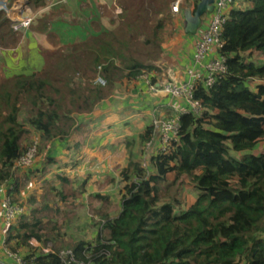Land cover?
Returning <instances> with one entry per match:
<instances>
[{"label":"trees","instance_id":"trees-1","mask_svg":"<svg viewBox=\"0 0 264 264\" xmlns=\"http://www.w3.org/2000/svg\"><path fill=\"white\" fill-rule=\"evenodd\" d=\"M29 1L44 7V0ZM173 1L122 4L116 28L83 40L73 35L67 53H49L37 70L23 62L13 71L0 86V185L17 190L14 167L26 150L19 116L26 106L28 125L45 142L64 140L78 129V116L92 114L117 87L157 71L150 63L163 55ZM198 2L192 0V10ZM232 5L221 32L226 73L211 87L196 82L192 100L200 114L178 116L176 141L147 161L151 173L132 160L121 170L116 215L99 210L93 240L66 244L77 264H264V0ZM10 24L0 11V42L13 40L11 28L8 39L2 33ZM155 136L151 125L140 141ZM183 187L194 190L191 202ZM15 221L7 250L26 247V264H61L57 248L38 254L28 244L55 242V226L49 238L39 219Z\"/></svg>","mask_w":264,"mask_h":264},{"label":"rangeland","instance_id":"rangeland-1","mask_svg":"<svg viewBox=\"0 0 264 264\" xmlns=\"http://www.w3.org/2000/svg\"><path fill=\"white\" fill-rule=\"evenodd\" d=\"M14 1L3 0L1 2L0 0V11L5 13L6 18H9L13 7L18 6L17 8H22L23 10L26 9L25 7H30V11L24 14L26 18L23 17L24 19H30L32 21L29 26L31 33L26 40H28V43L32 41L37 45V48L35 47L36 51L31 52L28 44H23L26 40L20 38V34L15 32H13L14 37L12 41L6 40V42H0V55L2 54V49H8L10 51L5 54L3 53L5 57L0 59V86L4 82L11 80L8 77V72L12 66L8 65L5 62L6 60H10L14 65L11 72L20 70L19 65L23 62H26L25 67L28 69L37 70L41 67L42 61L44 63L49 53L57 51L67 53L73 43L71 38L73 35L77 34L79 37L75 40H83L86 36L96 35L97 31L100 33L116 28L118 25V15L122 12V4H133L135 0H108V2L101 0V4L93 3L92 1L93 7L91 9L82 7L83 0H70L66 5L63 4L62 6L55 5V3H57L56 1L63 2V0H44L41 2L44 4V7H41L40 2L36 5L34 4L32 7L29 0L28 3H23V5H18L17 3L13 5ZM75 2L76 4H74ZM47 6H50V9L45 11L44 8ZM10 18L12 19L13 17ZM209 18V14L203 16V25L198 31L199 34L208 25ZM40 21L46 24V29H39L38 23ZM11 24L4 31L2 28V33H6L4 34V39H8L10 34H12L10 33V28L12 29ZM169 27V23L166 24L164 39L172 36V34L169 36ZM1 43L6 45L2 46ZM9 54L12 55L13 59L7 57ZM161 61L162 56L159 60L150 64L156 68L157 65L161 64L162 68L166 69L167 64ZM159 75H156L154 70L149 72L145 71L143 74V76H148L149 83H152L153 80H158ZM140 81L144 82L145 80L141 77ZM163 84H166V82ZM133 91L132 88L125 89L118 87L111 95L112 99L116 101L112 105V108L102 107L98 110L100 115L98 121H104L101 125L103 129L109 128L107 125L109 124V126H114L115 128H119V130H127L129 124H122L123 121L115 116L117 109L126 108L125 111L121 112H124V114L127 113L126 116L129 117L136 118L142 114L144 116V111L148 108H145L144 103H139V105H124L125 103L133 102L131 101L134 95ZM137 108L140 109L138 110ZM31 115L30 106H26L19 116V121L23 123L25 131L21 136V144L26 147V150L35 142L37 146L35 147L32 159L33 163L30 167H20L17 163L14 167V174L17 179V190L15 189L16 191H14V187H11L9 190L13 193L10 195L12 202H14L13 204L21 206L25 210L22 217L19 216L20 218L18 217L14 224L16 225L21 218L28 221L39 219L42 231L44 233H50L47 235L50 236L49 238L55 234L54 231H51L52 227H56L55 232L58 237H56L55 242L48 239V242L45 241L44 245L39 246V243L35 240L30 241L29 247L34 249L39 246V248H36L38 254L51 252L54 248H57L59 251L69 250L66 248V244L74 243L78 240L91 242L98 229V226H94V222L99 220V216L102 213L114 216L119 209L118 198H120L119 194L121 193L122 186L120 183V172L126 167L129 161V159L125 161L123 157V155L128 156V152L123 147L127 142L122 140L123 134L118 136H116V133H114L115 136L111 134L112 142L117 143V145H114V143L112 146L109 145L110 149L106 153L104 152L99 158L92 159L91 155L86 154L91 145L97 144L95 142L96 138H102L101 134H98L96 137L93 135L88 137V143L85 144L86 151L84 153L79 151L72 152L75 149L73 137L67 140H50L49 142H45L40 134L34 132L28 125L27 121L31 118ZM169 118L171 116L163 119ZM156 119L158 117L153 119L152 122ZM114 120L117 122L116 125L111 124ZM108 121L110 122L107 123ZM136 121L140 123L144 122L143 118L140 120L136 119ZM128 122H132V119ZM94 124L92 120L88 118L84 119L83 123H81L82 133L89 135V131L94 129ZM98 127H100V124ZM140 127L141 125L138 124L131 126L126 135L135 133ZM113 130L111 127L109 132H113ZM82 133L79 136L80 142L85 141ZM128 137L126 136L124 139ZM103 141L106 142V139ZM103 141L98 145L102 144ZM132 141L125 148H128L130 152V160L135 162L136 159L132 156V154L134 155L133 151L135 149H141V146L139 145L138 137L135 136ZM110 142L111 140L108 144ZM262 146H264V143L260 147ZM98 148H104V145ZM254 153H258V150H254ZM65 156L66 163L62 160ZM64 164L67 165L65 166ZM144 168L147 172L149 171L147 165H144ZM187 181L188 179H186ZM96 194L106 195L109 199L97 198ZM182 194L183 196L188 195V202H191L190 200H193L195 196L194 190L190 187H183ZM19 255L21 254L19 253Z\"/></svg>","mask_w":264,"mask_h":264},{"label":"crops","instance_id":"crops-1","mask_svg":"<svg viewBox=\"0 0 264 264\" xmlns=\"http://www.w3.org/2000/svg\"><path fill=\"white\" fill-rule=\"evenodd\" d=\"M69 1L70 0H63V2L56 1L57 3H55V5L56 4L59 5V6H62L63 4L66 5ZM92 1H93V3L94 2L95 3H99V4L102 3L101 0H83L82 7L91 9V7H93ZM106 1L108 2V0H106ZM1 2H3V0H1ZM16 3L18 5L19 4L23 5V3H28V0H17V1L15 0L13 2V5H16ZM74 4H76V2ZM191 4H192V0H188V2H184L181 5V7H180L181 10H180L179 14H171V25H170L169 28L172 30L173 33H172V36L168 37L166 39V41H164V43H163V55H162V61L165 64H167V68L163 69L161 64L157 65V68L155 67L157 69L156 75L160 74L159 76L161 77V79L158 76L159 78H158V80H155V83L152 81V83L154 85H156L157 87H159V89L156 92L150 91L149 90V84L147 82H145V81L144 82L140 81V79H138L134 83H129L126 86L125 85L119 86V87H123L125 89L126 88H132V91L134 90L133 91L134 95L132 96V100H131L133 102L125 103V104L123 103V104L124 105H128V104H134V105L138 104L139 105V103H144L145 104V108L148 107L144 111V116L142 114V115H138L136 118L129 117V116H126L127 113L124 114V112H121V111H125L126 108L117 109V111L115 113V116H117L119 118V120L123 121L122 124H126V125L129 124V127L127 128V130L126 131H123V129L119 130V128H115L114 126H109V124H107L109 128L103 129V127H101V125L104 123V121H102V120L98 121V119H100V115H99V111L98 110H100V108H102V107L112 108V105L114 103H116V101L114 99H112V97L110 96L108 99H106L104 102H102L92 114L78 116V118L76 119L77 120V125L79 126L78 129L73 131L72 134L69 137L66 138V140L67 139H71L72 137L74 139L75 149L72 150V152L79 151L81 153H84V151H86V145L85 144L88 143V141H87L88 137L90 135H93V136L96 137L98 134H101L102 138H96L95 142H97V144L95 143L94 145H91L89 147L88 153L86 154V155H91L92 159L99 158L101 155L104 154V152L106 153L108 151V149H110L109 145L110 146L113 145L114 142H112L111 134H113V136H115L114 133L117 134L116 136L123 134L122 140L124 142L125 141L127 142V143H125V145H123L124 150L126 152H128V156H124L123 155L125 161H128V159L130 161V159H131L130 158V152H129L128 148H125V147L127 146L128 143H132L133 142L132 140H134L135 136L138 137V142H139V145L141 146V149H139V150L135 149L133 151L134 155L132 154V156H133L134 159H136L135 162H138V161L140 162L142 167H144V165H147V161H150V159L152 157H154L159 152V150H160V140H159V138L157 136H155L152 141H149V142L145 143L144 145H142V143L140 141V135L144 132L146 127L151 126V124H152L151 122H152L153 119H155L157 117H158V119L159 118L163 119V118L168 117L169 115L173 116V115H176V114H177L176 116H178V115H180V114H182L184 112H187L189 110V104L184 99H182V98L179 99L178 98V99H173L172 100L160 88H161V86L164 85L163 84L164 82H166V83H168V82L180 83V82L187 81L188 80L187 71L190 68L193 67V59H194V53H195L194 52L195 44H196L197 40L199 39L200 34L197 33L195 36H190V35L184 34V31H183V14H182V7L186 6L187 8L192 9V6H190ZM233 6L234 7H238V6L242 7L243 6V0H234V3L232 5V7ZM17 7L16 6L13 7V9L10 12V17H13V18L12 19L10 17L8 18L11 21V23H13V25L16 22L24 20V18H23V17H25L24 14L27 11L28 12L30 11V7H25L26 11L23 10L22 8H17ZM49 9H50V6L49 7L47 6V7L44 8L45 11L49 10ZM170 12H171V10H170ZM30 30L31 29L28 27V29H26V30H22L20 32H15V33H19L20 34V38H24L26 40L27 38H29V35L31 33ZM21 42L23 43V41H21ZM25 43L28 44V46L30 47L31 52L32 51L33 52L36 51L37 45L34 44L32 41L29 42L30 43L29 44L28 40H26V41H24L23 44L25 45ZM5 45L6 44H4L2 46H5ZM1 52H2V54L0 55V59H2V57H5L4 54L6 52H10V51L8 49H5V50L2 49ZM7 57L13 59L11 54L7 55ZM5 62H7L8 65L12 66L9 69V72H8V76L11 78V77H13V72H11V70L13 69L14 65H13V63H11L10 60H6ZM140 92H141V94H140ZM137 96H139V97H137ZM171 105H172V107H174L173 110L170 107ZM119 107H123V106H119ZM137 109L139 110L140 108H137ZM87 118L92 120V122L95 123L93 125L94 129L89 131L90 132L89 135L88 134L86 135V134L82 133L83 131H82V128H81L82 127L81 123H83L84 119H87ZM141 118H143V121H144L143 123H140V122L136 121V119L140 120ZM130 119H132V122H128L127 123V121H129ZM149 119H150L151 122L149 121ZM109 122L110 121H108L107 123H109ZM99 124H100V127H98ZM111 124L116 125L117 124L116 120L112 121ZM135 124L141 125L139 130H136L135 133H131V134L126 135V133L129 131V128L131 126L135 125ZM111 127L114 129L113 132L112 131L109 132V130H111ZM79 131H80V133H79ZM124 132H125V134H124ZM81 133L85 137V141L84 142H80L79 141V136H80ZM126 136H129V137L124 139ZM104 139H106V142L103 141ZM110 140H111V142H110V144H108V142ZM101 141H103V143L98 145L99 143H101ZM53 143H55V142H53ZM102 145H104V148H101V149L98 148V147H100ZM114 145H117V143H114ZM70 152H68V153H70ZM65 158H66V156L62 159L64 161V163H66ZM149 170H150V173H151L152 172V167H151V169L149 168ZM60 180H63V179H60ZM96 196L102 197V199H105V200L109 199L108 196L103 195V194H96ZM118 199H120V198H118ZM118 205H119V200H118ZM3 230H4V224H3V218H2V215H1V212H0V260L8 262L10 260H7L8 259L7 256H6V249L7 248L5 246V241H6V238H7V234H3ZM30 241L28 242V244L30 243ZM10 244L14 245L15 241H12ZM40 245H42V243H39V246ZM39 246L36 247V248H39ZM36 248H34V249H36ZM16 252H19L21 255L25 256L28 253V249L26 247H21L20 246L16 250Z\"/></svg>","mask_w":264,"mask_h":264},{"label":"built area","instance_id":"built-area-1","mask_svg":"<svg viewBox=\"0 0 264 264\" xmlns=\"http://www.w3.org/2000/svg\"><path fill=\"white\" fill-rule=\"evenodd\" d=\"M233 2L234 0H214V8L213 12L209 14L208 25L200 33V37L195 44L193 67L187 71L188 80L180 83L168 82L160 88L172 100L178 98L184 99L189 104V110L187 112H191L195 116H198L201 111L199 103L192 100V92L196 82L203 80L206 87H211L217 79L226 73V59L220 54V49L222 48L221 32L227 19V13ZM183 3L184 0H174L170 7L171 13L179 14L180 7ZM30 22V19L16 22L14 25L12 24V31L20 32L26 30L30 26ZM142 79L149 84L150 91L156 92L159 89L153 83L148 82V76L142 75ZM95 83L104 86L105 81L97 78ZM170 107L172 110L174 109L172 105ZM176 115H173L169 119H156L151 124L155 135L160 140V150L163 152L170 147L171 142L176 141V136L179 131V115ZM36 146L37 143L35 142L18 158L16 163L20 167L27 168L32 165ZM10 188V185H0V212L4 224L3 234H7L9 226L24 213L23 207L12 203V198L9 194ZM6 256L8 258L7 260L10 261L0 260V264H26L24 257L17 252H8L6 250ZM59 258L61 264H77L71 250L60 251Z\"/></svg>","mask_w":264,"mask_h":264},{"label":"water","instance_id":"water-1","mask_svg":"<svg viewBox=\"0 0 264 264\" xmlns=\"http://www.w3.org/2000/svg\"><path fill=\"white\" fill-rule=\"evenodd\" d=\"M214 0H199L194 10L182 7L184 34L195 36L203 24V16L213 12Z\"/></svg>","mask_w":264,"mask_h":264},{"label":"clouds","instance_id":"clouds-1","mask_svg":"<svg viewBox=\"0 0 264 264\" xmlns=\"http://www.w3.org/2000/svg\"><path fill=\"white\" fill-rule=\"evenodd\" d=\"M182 14H183V11H182ZM32 240H34V239H32Z\"/></svg>","mask_w":264,"mask_h":264}]
</instances>
